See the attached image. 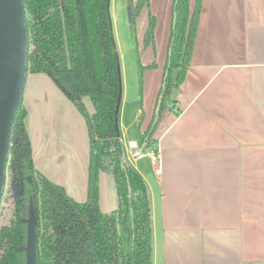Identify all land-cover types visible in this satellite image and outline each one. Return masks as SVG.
<instances>
[{"label": "crops", "instance_id": "obj_1", "mask_svg": "<svg viewBox=\"0 0 264 264\" xmlns=\"http://www.w3.org/2000/svg\"><path fill=\"white\" fill-rule=\"evenodd\" d=\"M201 2L186 79L170 93L173 103L154 128L159 174L150 157L132 159L128 144H140L156 111L174 0H150L143 10L157 19V56L148 48L142 65L157 61L158 67L144 72L140 107L129 125L122 85L124 158L147 187L153 264H264V0ZM196 3L190 0L192 10ZM85 104L93 114L91 101ZM23 107L36 169L78 203L88 202L91 142L85 118L44 74H27ZM117 207L115 177L103 172L100 208L111 213Z\"/></svg>", "mask_w": 264, "mask_h": 264}, {"label": "trees", "instance_id": "obj_2", "mask_svg": "<svg viewBox=\"0 0 264 264\" xmlns=\"http://www.w3.org/2000/svg\"><path fill=\"white\" fill-rule=\"evenodd\" d=\"M28 30L27 74L50 77L85 118L91 142L89 201L78 203L34 165L23 102L12 131L6 187L0 204V264H28L32 223L38 234L37 264H153L151 204L144 179L125 162L120 138L121 74L109 0H23ZM136 23L150 0H135ZM202 12L197 0H174L165 73V104L179 90L191 65ZM177 16L174 27V15ZM156 17L150 13L145 49L157 47ZM157 61L141 64L142 78ZM165 78V75H164ZM165 81H163V85ZM90 99V114L85 100ZM161 113V116H162ZM179 114V112H177ZM154 122V120H153ZM153 122L142 135L145 152H157ZM115 177L118 207L100 209V175Z\"/></svg>", "mask_w": 264, "mask_h": 264}, {"label": "water", "instance_id": "obj_3", "mask_svg": "<svg viewBox=\"0 0 264 264\" xmlns=\"http://www.w3.org/2000/svg\"><path fill=\"white\" fill-rule=\"evenodd\" d=\"M176 22L175 14L174 27ZM27 54L28 30L23 0H0V204L6 186L14 122L23 102ZM171 54L172 51L169 55ZM168 77L169 71L165 74L164 90ZM163 103L164 93L157 103L152 131L160 120ZM143 151L142 148L141 152ZM37 247V228L36 223H33L29 233L28 264H37Z\"/></svg>", "mask_w": 264, "mask_h": 264}, {"label": "rangeland", "instance_id": "obj_4", "mask_svg": "<svg viewBox=\"0 0 264 264\" xmlns=\"http://www.w3.org/2000/svg\"><path fill=\"white\" fill-rule=\"evenodd\" d=\"M133 1L135 0H109L111 27L119 58L123 99L125 108H127L125 123L128 125L134 120L136 110L140 107L137 100L141 94L143 84L140 66L143 63L144 52L147 50L143 46V38L149 19L148 11H142L136 23H134ZM87 101L90 103V99H87ZM172 103L170 95L165 107L172 105ZM154 118L155 114L152 120H150L148 128ZM137 129L134 124L131 130L133 133H136Z\"/></svg>", "mask_w": 264, "mask_h": 264}, {"label": "built area", "instance_id": "obj_5", "mask_svg": "<svg viewBox=\"0 0 264 264\" xmlns=\"http://www.w3.org/2000/svg\"><path fill=\"white\" fill-rule=\"evenodd\" d=\"M142 147L139 143L137 142H130L128 144V152L130 154V157L134 160H138V159H142L145 157H150L153 165H155L157 167L156 169V173L159 174L160 173V164H161V160H160V156L158 154V152H152V153H147L145 151L141 152Z\"/></svg>", "mask_w": 264, "mask_h": 264}, {"label": "flooded vegetation", "instance_id": "obj_6", "mask_svg": "<svg viewBox=\"0 0 264 264\" xmlns=\"http://www.w3.org/2000/svg\"><path fill=\"white\" fill-rule=\"evenodd\" d=\"M9 158V157H8ZM36 168V167H35ZM6 187V186H5ZM66 191V190H65ZM67 193V192H66ZM89 201V200H88ZM87 203V202H86ZM101 209V208H100ZM102 211V210H101ZM103 212V211H102ZM104 213V212H103ZM112 213V212H111ZM104 214H109V213H104ZM33 224V223H32ZM32 226V225H31ZM37 228V226H36ZM31 229V228H30ZM30 233V232H29ZM37 238H38V234H37ZM28 242H29V238H28ZM37 254H38V247H37ZM27 260H28V248H27Z\"/></svg>", "mask_w": 264, "mask_h": 264}]
</instances>
